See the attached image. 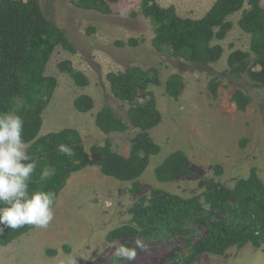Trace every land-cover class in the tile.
Instances as JSON below:
<instances>
[{
  "label": "rangeland",
  "instance_id": "374dc122",
  "mask_svg": "<svg viewBox=\"0 0 264 264\" xmlns=\"http://www.w3.org/2000/svg\"><path fill=\"white\" fill-rule=\"evenodd\" d=\"M103 1L111 9L108 15L81 8L76 0H38L44 16L65 32L76 50L72 55L56 47L45 66L44 76L53 78L56 84L42 112L39 136L73 129L93 162L100 157L90 154V149L105 141L111 143L114 153L128 157L131 140L141 132L129 127L124 133L105 135L95 126V116L102 107H108L127 121L128 105L113 97L106 76L139 67L150 75L156 71L160 82L159 86L150 85L148 91L153 94L161 121L147 131L148 139L158 145L159 154L150 157L147 168L134 182L135 191L131 182L102 175L96 164L73 173L55 197L54 219L49 226L34 227L9 245L0 246V264H66L71 257L76 258L77 264H106L121 245L136 249L137 255L134 260H118V264H180L206 234L203 225L190 223L169 237L108 242L106 236L127 225L136 206L146 205L156 190L182 198L195 197L208 211L207 182L232 189L238 180L254 173L264 184V88L245 73L232 72L227 65V58L234 51L249 53V65L253 64L250 35L238 26L242 13L250 9L249 0L244 1L239 12L227 17L231 29L222 40L211 43L222 48V56L208 65L190 63L153 49L154 27L146 15L150 3ZM215 1L155 0V4L161 9L173 6L178 17L197 20ZM128 39L136 40L137 45H115L116 41L125 43ZM62 61L71 62L75 70L83 73L88 85L77 87L68 75L61 73L57 64ZM173 74L182 80L177 99L168 97L164 90L166 80ZM212 81L217 84L216 96L210 90ZM236 91L250 99L244 111L237 110L231 100ZM80 95L93 100V108L87 113H79L73 107ZM176 151L187 157L191 176L169 183L157 181L154 169ZM47 250H56L57 254L48 256ZM189 264H264V242L258 248L250 244L242 249L231 248L222 256L203 253Z\"/></svg>",
  "mask_w": 264,
  "mask_h": 264
},
{
  "label": "trees",
  "instance_id": "16d2710c",
  "mask_svg": "<svg viewBox=\"0 0 264 264\" xmlns=\"http://www.w3.org/2000/svg\"><path fill=\"white\" fill-rule=\"evenodd\" d=\"M76 1L81 8L103 15L111 13L106 1ZM107 1L115 3L118 0ZM244 1L216 0L202 18L192 20L178 17L173 6L161 9L155 0H144L145 4H151L146 11L154 27L151 45L157 52L167 51L171 57L190 63H215L222 56V48L211 43L225 37L231 29L227 17L239 12ZM248 3L250 9L242 13L238 26L250 35L253 64L249 65V53L234 51L228 56L227 65L232 72L245 73L264 88V5L262 0H249ZM115 45L135 47L137 42L128 39L125 43L116 41ZM56 47L72 55L76 53L65 32L44 16L38 0H0V112L15 110L23 117V139L29 144L27 152L37 162L29 191H51L57 196L73 173L93 164L98 165L106 177L133 183L132 191H135L134 182L147 168L150 157L160 151L147 137V131L161 121L153 94L148 91L150 85H160L156 71L152 70L150 75L139 67H129L123 72L107 74L113 97L128 105L127 121L116 116L110 108L102 107L95 116V126L105 135L124 133L129 127L141 133L131 140L128 157L114 153L111 143L105 141L102 146L95 145L90 149V154L100 157L99 161L93 162L73 129L39 136L42 112L56 84L53 78L44 76V71ZM57 69L68 75L77 87L88 85L87 77L75 70L71 62H59ZM181 84L179 75H171L164 84L166 95L177 99ZM210 90L216 96L214 81ZM139 99H144L145 103H139ZM231 100L239 111H244L250 102L241 91L234 92ZM73 107L79 113H87L93 108V100L80 95L74 100ZM60 145L70 148L72 155L62 153ZM46 168L51 174L41 182L40 174ZM154 175L157 181L164 183L191 176L187 157L180 151L173 152L154 169ZM205 189L208 211L195 197L182 198L161 190L153 191V197L146 205L136 206L129 223L110 231L106 240L169 237L182 232L190 223H196L203 225L207 232L180 264H189L203 253L222 256L228 249H242L247 244L258 248L264 242V184L261 180L251 173L247 179L238 180L232 189L214 182H207ZM33 228L31 225L15 230L4 228L0 231V246L9 245ZM46 254L54 256L57 251L47 250ZM118 263L113 258L106 264Z\"/></svg>",
  "mask_w": 264,
  "mask_h": 264
},
{
  "label": "clouds",
  "instance_id": "9594fccd",
  "mask_svg": "<svg viewBox=\"0 0 264 264\" xmlns=\"http://www.w3.org/2000/svg\"><path fill=\"white\" fill-rule=\"evenodd\" d=\"M24 120L15 110L0 112V231L31 225L46 229L54 219L56 194L51 191L32 190L29 186L36 171L37 162L27 152L29 144L23 139ZM59 150L71 156L65 145ZM44 169L41 182L50 176ZM136 249L119 246L113 252L116 260H134ZM66 264H77L71 257Z\"/></svg>",
  "mask_w": 264,
  "mask_h": 264
}]
</instances>
